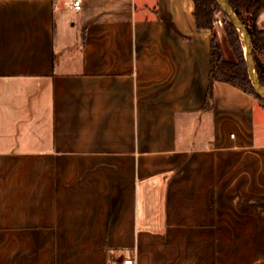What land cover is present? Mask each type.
<instances>
[{"label":"crops","instance_id":"crops-1","mask_svg":"<svg viewBox=\"0 0 264 264\" xmlns=\"http://www.w3.org/2000/svg\"><path fill=\"white\" fill-rule=\"evenodd\" d=\"M68 1L0 0V264H264V103L193 0Z\"/></svg>","mask_w":264,"mask_h":264},{"label":"trees","instance_id":"trees-1","mask_svg":"<svg viewBox=\"0 0 264 264\" xmlns=\"http://www.w3.org/2000/svg\"><path fill=\"white\" fill-rule=\"evenodd\" d=\"M243 23L244 16H247L250 25H247L249 34L254 45V49L263 48L264 30L258 28L257 22L264 11V0H227ZM195 4L196 23L199 29H208L212 32V42L210 51V93L212 85L216 81L225 82L242 91L255 96L258 100L264 101L256 95L252 80L249 75L245 60L244 43L240 34L235 29L232 21L223 12L217 0H193ZM222 16L225 24V32L229 47L234 54L233 61L224 57L219 37L215 32V25ZM254 59L257 66L258 75L264 86V64L258 61L254 51Z\"/></svg>","mask_w":264,"mask_h":264},{"label":"water","instance_id":"water-1","mask_svg":"<svg viewBox=\"0 0 264 264\" xmlns=\"http://www.w3.org/2000/svg\"><path fill=\"white\" fill-rule=\"evenodd\" d=\"M220 4L223 12L228 16V18L232 21L235 29L240 34L241 39L244 43V54L245 60L248 67L249 75L253 83L254 91L256 95H258L264 101V86L262 85L257 66L254 59V45L252 43L251 36L249 34L248 28L243 23L241 18L235 12L231 4L227 0H217Z\"/></svg>","mask_w":264,"mask_h":264},{"label":"built area","instance_id":"built-area-1","mask_svg":"<svg viewBox=\"0 0 264 264\" xmlns=\"http://www.w3.org/2000/svg\"><path fill=\"white\" fill-rule=\"evenodd\" d=\"M67 4L70 8L74 9L75 11H80L82 8L81 0H69ZM114 264H137V261L135 257H127L115 262Z\"/></svg>","mask_w":264,"mask_h":264},{"label":"rangeland","instance_id":"rangeland-1","mask_svg":"<svg viewBox=\"0 0 264 264\" xmlns=\"http://www.w3.org/2000/svg\"><path fill=\"white\" fill-rule=\"evenodd\" d=\"M244 21L246 22L245 23L246 27H247V25H250V21H249L247 16H244ZM215 26H218V29H220V31H222L223 34H225V37H227L226 36V32H225V24H224V21H223V18H222L221 15L219 16V21L216 23ZM255 55H256V58L258 59V61L263 64V62L261 61L260 57L258 56V51L255 52Z\"/></svg>","mask_w":264,"mask_h":264}]
</instances>
